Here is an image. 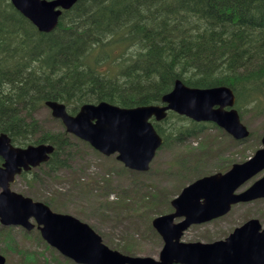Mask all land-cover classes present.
<instances>
[{"label": "trees", "instance_id": "1", "mask_svg": "<svg viewBox=\"0 0 264 264\" xmlns=\"http://www.w3.org/2000/svg\"><path fill=\"white\" fill-rule=\"evenodd\" d=\"M177 80L201 89L228 86L241 117L249 109L261 114L264 0H80L50 33L0 0V134L19 147L53 145L44 175L67 166L63 159L78 140L64 129L45 130L37 114L46 102L65 104L71 115L86 103L157 105ZM154 125L164 147L211 129L174 113ZM38 178L25 175L28 182Z\"/></svg>", "mask_w": 264, "mask_h": 264}, {"label": "water", "instance_id": "2", "mask_svg": "<svg viewBox=\"0 0 264 264\" xmlns=\"http://www.w3.org/2000/svg\"><path fill=\"white\" fill-rule=\"evenodd\" d=\"M13 6L40 32L56 29L64 10L79 0H10ZM52 115L60 119L67 131L89 142L96 150L110 156L119 153L118 160L126 167L146 172L163 145L162 137L151 122L162 121L169 111L196 122H214L236 139L249 136L235 108L236 97L226 86L198 89L176 81L173 90L162 99V105L121 108L107 102L86 104L75 116L64 104L49 101ZM264 145V137H263ZM52 145L15 147L6 134L0 135V219L3 225H22L31 231L37 221L43 238L62 254L78 264H264V230L259 220H251L237 228L227 239L211 244L181 242L184 231L193 224L208 222L227 214L234 204L264 198V177L247 191L237 190L264 170V148L246 163L236 164L225 174L201 178L186 187L172 202L175 212L157 217L153 227L164 240L160 261L130 257L113 251L87 224L56 214L43 203L34 202L12 192L11 183L23 169L29 171L49 160ZM185 220L175 224L176 218ZM6 259L0 255V264Z\"/></svg>", "mask_w": 264, "mask_h": 264}, {"label": "rangeland", "instance_id": "3", "mask_svg": "<svg viewBox=\"0 0 264 264\" xmlns=\"http://www.w3.org/2000/svg\"><path fill=\"white\" fill-rule=\"evenodd\" d=\"M37 118L46 131L63 129L46 106L40 109ZM243 120L252 132L245 141L235 142L222 129L211 128L207 135L194 139L191 144L188 142L192 138H186L183 144L162 148L151 170L146 173L125 171L116 156L105 157L86 142L75 140L69 147L68 158L63 159L66 167L49 176L40 175L42 170H37L34 173L39 172L38 181L28 182L20 178L12 188L34 201L47 202L56 213L71 215L87 223L113 250L159 261L163 239L154 232L152 220L159 214H168L171 201L190 182L224 172L262 148L264 111L258 114L249 109ZM203 142L208 144L209 151L200 149ZM206 154V157L202 156ZM186 158L191 162L184 166L175 162ZM198 158L202 160L195 166L194 161ZM252 218L259 219L264 229V200L237 205L223 221L193 226L182 241L208 243L224 240L236 227ZM0 251L7 259L6 264H31L25 260L26 255L36 256L38 261L34 264H76L48 245L37 230L29 233L23 228H4L1 223Z\"/></svg>", "mask_w": 264, "mask_h": 264}, {"label": "bare ground", "instance_id": "4", "mask_svg": "<svg viewBox=\"0 0 264 264\" xmlns=\"http://www.w3.org/2000/svg\"><path fill=\"white\" fill-rule=\"evenodd\" d=\"M65 21V20H64ZM75 44V43H74ZM26 63V62H25ZM9 82V81H8ZM15 98V97H14ZM11 115V114H10ZM17 115V114H16ZM24 115V114H23ZM23 117V116H22Z\"/></svg>", "mask_w": 264, "mask_h": 264}, {"label": "flooded vegetation", "instance_id": "5", "mask_svg": "<svg viewBox=\"0 0 264 264\" xmlns=\"http://www.w3.org/2000/svg\"><path fill=\"white\" fill-rule=\"evenodd\" d=\"M222 219V218H221ZM223 219H224V217H223Z\"/></svg>", "mask_w": 264, "mask_h": 264}]
</instances>
